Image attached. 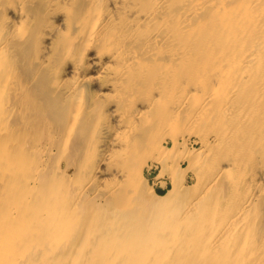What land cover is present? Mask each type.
Returning a JSON list of instances; mask_svg holds the SVG:
<instances>
[{
  "label": "bare ground",
  "instance_id": "obj_1",
  "mask_svg": "<svg viewBox=\"0 0 264 264\" xmlns=\"http://www.w3.org/2000/svg\"><path fill=\"white\" fill-rule=\"evenodd\" d=\"M0 264H264V0H0Z\"/></svg>",
  "mask_w": 264,
  "mask_h": 264
},
{
  "label": "rangeland",
  "instance_id": "obj_2",
  "mask_svg": "<svg viewBox=\"0 0 264 264\" xmlns=\"http://www.w3.org/2000/svg\"><path fill=\"white\" fill-rule=\"evenodd\" d=\"M34 9L38 10L37 7ZM174 125L175 126L164 125L157 128L152 133V137H159L163 139L164 145L167 146L168 149L167 161L170 160L169 165L174 164L176 170H172L170 169L169 166H164V164H160L158 162L156 163L155 161H152V155H154L155 150L150 149L147 146V143L141 145L140 148L130 157L127 163V164H137V163L143 164L146 177L149 179L151 183L155 185L157 191H159L160 193H165L170 187H172L173 180L171 179V175L174 174L175 171L177 172V179L181 183L189 186L194 185L196 183V180L194 178V172L190 168V160L186 158L187 151H185L183 147L175 145L174 140L171 137V135H175V136L177 135L178 137H180L179 135H181V133L186 128H192V126H190L191 124H187V123H185V125L174 123ZM86 132H88V128L86 126H83V129H81L82 135L85 134ZM195 140L196 137H193L192 140L190 141L191 143L189 142L190 148L194 150L199 149L201 146V144L199 142H196ZM73 153H77V152H73Z\"/></svg>",
  "mask_w": 264,
  "mask_h": 264
}]
</instances>
